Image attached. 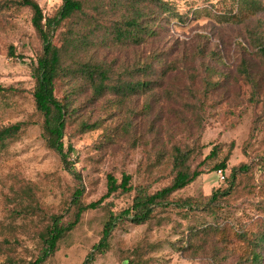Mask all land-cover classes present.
I'll return each mask as SVG.
<instances>
[{"label": "rangeland", "instance_id": "obj_1", "mask_svg": "<svg viewBox=\"0 0 264 264\" xmlns=\"http://www.w3.org/2000/svg\"><path fill=\"white\" fill-rule=\"evenodd\" d=\"M35 1L46 17L62 3ZM81 1L83 11L63 21L53 38L62 65L54 93L69 104L63 140L73 148L76 178L42 136L32 97L41 42L31 11L0 0V129L22 124L0 145V264L34 260L51 215L72 220L76 188L90 203L106 193L108 175L120 183L128 174L131 187L149 192L170 184L176 148L200 174L170 198L189 199L193 207L169 205L138 225L122 218L92 264H249L248 243L264 219V11L233 23L220 14L235 13L236 0H140L134 10L123 0ZM129 17L141 22L137 39L115 38ZM82 63L105 74L100 94ZM137 82L147 86L132 91ZM222 160L226 175L231 167L245 169L229 195L207 204L228 185L214 170ZM133 196V189H119L83 212L43 264L82 263L109 213L130 206ZM207 223L222 231L198 229ZM260 258L264 264V252Z\"/></svg>", "mask_w": 264, "mask_h": 264}, {"label": "trees", "instance_id": "obj_2", "mask_svg": "<svg viewBox=\"0 0 264 264\" xmlns=\"http://www.w3.org/2000/svg\"><path fill=\"white\" fill-rule=\"evenodd\" d=\"M15 4L21 7H27L31 11V25L36 32L41 42V52L36 58L33 66V76L35 80L34 88L32 91L33 102L36 110L42 117L41 129L42 136L48 148L54 150L60 157L64 168L71 172L74 177H78L75 170H73V162L69 159L73 148L71 145L65 146L64 135L66 120L69 115V104L56 97L55 80L58 78L62 65H61V49L53 41L56 30L65 20L70 19L75 14L83 11V2L81 0H62V3L56 13L51 17H46L42 8L35 0H13ZM131 10L136 9V5L140 0H123ZM155 1V0H144ZM159 4L165 11H169V7L163 2ZM236 12L231 14H220L221 19L225 22L239 23L246 18L264 11L261 0H236ZM219 15V14H218ZM127 27L118 25L114 29V37L122 39H137V33L142 27L141 22L136 17H129L124 20ZM137 36V37H136ZM13 54V52H12ZM242 69V60L240 62ZM81 72L86 75L88 80L93 86V91L100 94L103 88L105 74L101 70H97L87 63H82L80 66ZM137 85V86H136ZM147 86L146 82H137L130 84L132 91L138 90L139 87ZM21 123L11 124L0 129V145H5L8 139L14 137L21 129ZM84 129H93L95 124L82 126ZM213 152V150H211ZM210 155V154H209ZM187 159L186 153L179 148L175 149V156L173 158V168L175 169V176L170 184L163 188L149 192L145 186L131 187L129 184L130 175L123 174L120 183L112 175L107 176V191L97 201L84 203L81 199L83 194L82 188H76L72 193L69 206L73 208L72 220L63 223V214H54L50 217V223L45 230L39 234L41 240V249L34 260L29 261L28 264H43L50 258L57 248V242L70 231L80 220L83 212L89 209L96 208L101 201L109 196L111 193L121 189L122 191L134 190V196L130 206L120 211L118 214L109 213L107 221L103 225L102 234L99 240L92 245L90 251L86 254L85 259L80 264H92L95 258L105 253L109 248V239L116 224L122 218H126L129 222L138 225L149 221L158 209H163L169 205L176 207L192 208L193 203L189 199H172L170 198L176 191L182 189L187 184L192 182L199 174V171L194 170L191 172L185 166ZM227 168L225 160L214 165L216 173L219 171L224 175L223 180H228V185L221 191H213L207 201V204L215 203L219 197L229 195L236 185V177L239 171H243L245 166L239 168L231 167L229 174L226 175L225 169ZM211 211L210 209H208ZM263 229L257 234L255 240L248 243L249 255L245 260L249 264H259L260 252H264V219ZM219 224L207 223L200 226L198 229H205L211 231L221 230ZM240 237L243 235L238 234ZM245 241V237L242 238Z\"/></svg>", "mask_w": 264, "mask_h": 264}, {"label": "built area", "instance_id": "obj_3", "mask_svg": "<svg viewBox=\"0 0 264 264\" xmlns=\"http://www.w3.org/2000/svg\"><path fill=\"white\" fill-rule=\"evenodd\" d=\"M218 175H219L220 179L224 178V175L220 171L218 172Z\"/></svg>", "mask_w": 264, "mask_h": 264}]
</instances>
